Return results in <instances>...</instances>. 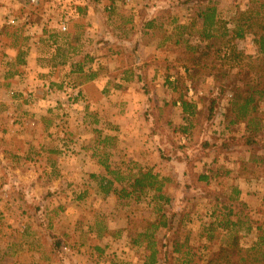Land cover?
<instances>
[{
  "label": "rangeland",
  "instance_id": "1",
  "mask_svg": "<svg viewBox=\"0 0 264 264\" xmlns=\"http://www.w3.org/2000/svg\"><path fill=\"white\" fill-rule=\"evenodd\" d=\"M136 1L125 3L131 5ZM155 1L163 5L157 9H161L158 15L164 20L157 21L154 35L156 42L170 35L168 40H163L167 48L146 56L143 67L137 63L140 61L136 62V55H132L128 70L139 67L140 75L150 79L154 78V71L158 73L154 80L138 88L152 95H161L156 84L166 74L171 81L179 78L177 92L165 90L164 93L174 100L180 92H185L186 97L197 101L199 108L194 116H184L170 107L166 116L171 121L168 125L167 118L159 120L161 116H152V123L164 144L191 147L188 157L195 158L202 150L205 155L194 165L193 161L189 162L191 172L186 180H177L179 173L175 175L166 162L156 161L152 156L148 159L154 171L170 179L166 185L167 203L155 202L150 196L136 202L132 197L105 195L99 190L97 179L91 177L94 174L114 177L106 174L102 160L119 169L120 177L130 169L136 171L139 163L134 154L120 147L118 127L108 119L112 117L110 113L114 114L112 110L87 109L84 113L82 103L72 107L66 101L61 102L57 91H50L44 93L42 113L21 110L39 115L38 123L24 131V119L16 116L12 120L8 105L0 101V264H147L150 251L143 245H133L130 238L141 230L143 221L154 220L155 209L160 206L167 216L175 215L174 227L166 235L165 244L159 247L156 264H176L166 252V248L170 251L172 238L193 244L196 258L205 263L213 251L227 245L234 236L241 247L247 248L256 240V227L264 229V140L260 139L264 135V99L258 105L257 114L263 126L256 136L257 143H244V136L249 135L245 123H231L234 90L252 77L264 76V44L261 49L259 41L264 33V8L259 9L251 0H214L215 33L220 36L204 40L202 17L198 16L199 8L205 5L201 0L194 4L188 0ZM257 11L260 13L256 14ZM238 27L244 30L243 37L229 41L227 34L233 35ZM206 43L212 49L208 48L209 54L194 67L189 58L191 50L186 45L197 47L194 52L197 54ZM215 48L220 49V54L214 55ZM232 49L241 51L244 58L230 62L217 58ZM183 64L189 71L184 72ZM108 89L110 95L118 87ZM132 89L135 90L134 85ZM213 98L217 99L214 107ZM17 100L21 105L20 99ZM108 102L112 108L115 100L110 98ZM216 106L213 117L210 109ZM14 126L15 133L11 131ZM205 141L207 145L202 146ZM14 149L19 153H14ZM11 154L22 159L13 164ZM201 161H214L211 165L214 175L205 172L210 166ZM199 175L209 177L204 179ZM12 176L13 182L9 179ZM125 185L126 182L114 183L116 188ZM20 192L28 193L24 201L19 198ZM41 209L39 216L37 210ZM226 220L235 224L223 230L218 223ZM210 221H215L216 228L213 239L207 240L204 227ZM163 236L164 230L159 231L160 243ZM56 242L61 248L56 247Z\"/></svg>",
  "mask_w": 264,
  "mask_h": 264
},
{
  "label": "crops",
  "instance_id": "2",
  "mask_svg": "<svg viewBox=\"0 0 264 264\" xmlns=\"http://www.w3.org/2000/svg\"><path fill=\"white\" fill-rule=\"evenodd\" d=\"M162 6L155 0H138L131 5L125 0H0V101L8 105L9 117L24 119L23 129L29 131L38 123L39 115L21 110L42 113L44 93L50 91H57L61 102L72 107L82 103L84 113L87 109H110L114 114L110 113L112 117L108 119L118 127L116 134L124 152L134 154L138 164L152 169L148 162L151 156L166 162L175 175L179 173L177 180H186L191 172L189 162L194 165L205 152L192 158L187 155L192 152L191 147L164 144L152 116H161L160 121L168 119L170 107L187 114L179 102L164 93L172 90L165 76L156 84L161 95H152L138 88L154 80L158 73L154 71V78L150 79L140 75L139 67L128 70L132 55L143 67L146 56L167 48L163 40L170 35L158 42L154 35L155 24L164 20L158 15L161 9H157ZM63 16L68 18L66 32L59 29ZM109 86L118 89L109 95ZM110 98L115 100L112 108ZM187 99L195 104L194 109L199 108L197 101ZM168 120L166 125L171 122ZM16 129L14 126L11 131L15 133ZM13 152L19 153L15 149ZM11 158L13 164L22 159L13 154ZM201 162L210 166L205 172L214 175V161ZM9 179L13 182L14 177ZM236 186L241 189L237 183ZM26 197L28 193L20 192V199L24 201ZM37 211L41 216L42 209Z\"/></svg>",
  "mask_w": 264,
  "mask_h": 264
},
{
  "label": "trees",
  "instance_id": "3",
  "mask_svg": "<svg viewBox=\"0 0 264 264\" xmlns=\"http://www.w3.org/2000/svg\"><path fill=\"white\" fill-rule=\"evenodd\" d=\"M192 2L197 0H188L187 2ZM255 4H258L259 9L264 8V0H251ZM205 5L200 7L198 16L202 17V36L204 40L216 39L220 35L216 34V24H217V8L216 2L214 0H201ZM201 6V3L200 5ZM260 11H257L256 14H259ZM263 27V24H260ZM244 30L241 27L235 30L233 35L227 34L230 38L233 37H243ZM260 47L263 49L264 44V33L260 35L259 38ZM209 47L208 43L200 49L199 53L195 54L197 47H191L186 45V49L191 50L190 61L191 64L195 67L202 62V59L206 57L209 53L206 51ZM220 54V49H213L214 55L216 53ZM221 61L230 62L235 61V59H243V53L236 49H232L229 53H225L223 57H217ZM264 60V59H263ZM233 64V63H232ZM184 72L189 71V68L186 64H183ZM216 69V68H213ZM219 70V69H217ZM241 74V70H240ZM243 75H248V73H242ZM225 76L227 74L224 73ZM222 76V75H220ZM215 79H218L217 75L214 76ZM171 77L166 74L165 81L169 84L173 92H177L179 78H175L174 81H171ZM214 79V80H215ZM236 90V91H235ZM234 90V95L231 101V108L233 117L231 123H245L247 134L245 135V144H254L257 143V134L262 130V119L259 118L258 105L259 102L264 99V76H256L250 78L243 85H239L237 89ZM173 102H179L182 112L186 113L188 116H194L195 114V104L187 99L185 92H180L178 97L173 100ZM217 104V99H212L213 107ZM210 109V114L213 117L216 115L217 107ZM262 125V126H261ZM106 139V138H105ZM264 140V135L260 137ZM208 142H204L202 146L207 145ZM211 145V144H210ZM264 145V142H263ZM211 148V147H210ZM205 149V147H204ZM205 150H208L205 149ZM262 160V159H261ZM251 161V160H249ZM106 174H111L114 177L109 178L106 175L94 174L91 177L97 179L99 190L107 195L109 193H114L119 198H129L132 197L136 202H138L144 196H150L155 202H169V197L166 194V185L170 179L163 177L160 173L154 171L151 167L142 166L136 164V171L130 169L127 174L123 177H120L121 172L119 169L111 166L110 163H107L105 160L101 161ZM239 174V173H238ZM199 178L208 179L205 175H199ZM115 182H126L125 186L116 188L114 186ZM236 195H238V189H234ZM234 194V195H235ZM235 195V196H236ZM234 199V197H231ZM231 212V209H228ZM157 216L154 220H145L141 226V230L135 232L134 237L131 238V243L133 245H143V247L150 251L148 255L147 264H156L160 251L159 247L163 246L166 240V235L170 233L173 226V217L175 214L170 213V217L167 216V212L161 211V206L155 209ZM216 221V220H215ZM215 221H210L207 226L204 227L205 239L212 240L213 233L216 228ZM219 221V220H218ZM264 223V222H263ZM235 224V222L226 220L219 222L218 225L222 227L223 230L228 229V225ZM164 230V236L162 237L163 243L159 242L157 239V234L159 231ZM256 230L258 234L256 235V240L252 244L243 248L238 244L237 237L234 236L231 242L227 245H223L216 251H213L211 256L206 259L205 263H201L200 257L196 258V253L194 251L193 244L181 241L177 238H172L170 242V251L166 248V252L172 255V259L176 264H264V229L261 226H257ZM56 247H60L58 242L55 243ZM167 247V246H165ZM208 247V245H204ZM57 249V248H56Z\"/></svg>",
  "mask_w": 264,
  "mask_h": 264
},
{
  "label": "built area",
  "instance_id": "4",
  "mask_svg": "<svg viewBox=\"0 0 264 264\" xmlns=\"http://www.w3.org/2000/svg\"><path fill=\"white\" fill-rule=\"evenodd\" d=\"M125 1H132V0H125ZM60 30L62 32L67 31L68 29V18L66 16H63L60 21Z\"/></svg>",
  "mask_w": 264,
  "mask_h": 264
}]
</instances>
